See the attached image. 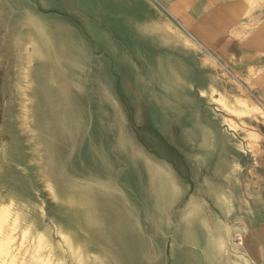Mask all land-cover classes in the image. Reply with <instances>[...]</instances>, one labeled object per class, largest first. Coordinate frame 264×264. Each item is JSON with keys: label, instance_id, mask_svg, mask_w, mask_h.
<instances>
[{"label": "crops", "instance_id": "obj_1", "mask_svg": "<svg viewBox=\"0 0 264 264\" xmlns=\"http://www.w3.org/2000/svg\"><path fill=\"white\" fill-rule=\"evenodd\" d=\"M64 1L0 0V24L10 40L16 34V54L8 58L22 59L26 79L35 65L42 67L28 86H90L88 100L82 98L87 112L74 93L73 135L54 127L49 137L57 195L45 203L55 204L56 212L46 206L44 217L55 227L58 255L66 251L65 239L74 252L68 264H264V147L251 141L242 146L238 132H226L214 112L197 114L196 104L213 105L225 86L238 85L218 72L211 57L190 48L183 32L173 38L168 29L248 27L264 21V0H103L121 27L137 29L136 36L90 19L85 30L39 15L57 14ZM32 23L52 38V51ZM144 27L153 28V39L191 45L196 62L172 60L152 46L145 50ZM27 32L34 36L33 53L25 45ZM226 42L234 52L223 51ZM219 43L216 55L239 60L237 72L264 76V61H258L264 47L250 46L238 32ZM177 105L196 106V113L179 120L188 124L175 133L171 124L161 128L150 107ZM136 106L148 107L147 117L136 119ZM41 235L49 238L54 230L48 226Z\"/></svg>", "mask_w": 264, "mask_h": 264}, {"label": "rangeland", "instance_id": "obj_2", "mask_svg": "<svg viewBox=\"0 0 264 264\" xmlns=\"http://www.w3.org/2000/svg\"><path fill=\"white\" fill-rule=\"evenodd\" d=\"M102 2L103 0H94V3L90 4L88 0L79 2L66 0L64 1L65 9L56 11L57 14L49 10L38 13L42 14L41 17L48 19L47 23H56L52 19L57 18L80 24L82 29L87 30L90 19L102 26H114L122 34L127 33V35L130 34L129 36L138 34L134 27H121L118 23L119 19H117L118 13L111 9L105 10L107 7ZM133 18L135 19V15ZM251 23L254 24L248 27L204 26L198 27V29L195 27L182 28L175 23V27L168 28L173 35H176L173 38H178L180 31L183 32L191 41L185 37L188 43H192L191 45L194 46L189 45L190 48L194 50L198 47L200 56L211 57L218 72L238 86H225L227 92H224V96L218 94L219 99L213 105H207L204 102L205 104L203 106L200 104V107L198 104H196L197 107L192 105L150 107L154 115H158L157 120L160 121L161 128L171 124V129L175 133L182 132L181 126L188 122L181 123L179 120L187 119L189 114L196 112L206 117L214 112L219 116L221 122L224 120L226 132H233V130L236 134L238 132L242 146L245 147L251 141L264 147V76L258 72L257 75H249L246 71H242L243 74L237 72L234 66H241L239 60L231 59L227 55L223 58L216 55V42L220 41L219 44H221L223 39H232L235 32H238L246 43H250V46L256 49L264 47V21L255 20ZM52 29L54 28H50V30ZM150 29L153 28L144 27L143 30L142 39L145 50L152 46L160 50L161 56L170 57L172 60L182 58L185 62L188 59L192 63L196 62L195 59L190 58L189 46H186V49L183 43L182 45L175 39L167 43L163 42L161 38L153 39L148 36ZM6 31L7 27L1 23L0 264H58V261L61 264H68L74 258L71 243L64 239L63 244L66 245V251L58 255L55 227L51 223L47 225L44 217L46 206H50L45 202L53 201V197L57 195V188L51 187V182L56 181V170L48 166L50 162L48 144L51 142L49 137L56 126L51 119L58 112V106L64 105L66 109L72 108L74 93L81 101L80 110L87 112V108L83 106L86 105V102L82 100V97L85 94L88 100L90 86H28L26 82L34 81L36 77H39L42 67L39 71L38 66L35 65L33 67L35 71L28 76L29 80L21 75L22 59L8 58L10 53L16 54V34L10 40L11 37ZM140 36L142 34L139 31V40ZM26 40L28 41L25 44L28 47V51L27 49L26 51L33 53L34 36L27 32ZM222 45L226 54H230L236 49V46L229 42ZM258 61L262 65L264 58L262 57ZM36 72H39L38 75ZM18 81H20V85ZM214 95L217 96V93ZM208 101L212 100L207 99ZM194 107L199 110L196 111ZM208 107H211V110ZM135 108L136 113L132 114L136 119L139 118L140 121L143 116L147 117L148 107L136 106ZM109 109L112 110V108ZM182 136L184 137V134ZM176 140L179 141V138ZM65 141L62 140L63 143ZM258 173H262V171L258 170ZM54 205L49 207L52 212H56ZM48 226L49 232L52 227L54 235L49 238L43 237L41 232Z\"/></svg>", "mask_w": 264, "mask_h": 264}, {"label": "bare ground", "instance_id": "obj_3", "mask_svg": "<svg viewBox=\"0 0 264 264\" xmlns=\"http://www.w3.org/2000/svg\"><path fill=\"white\" fill-rule=\"evenodd\" d=\"M33 24V26H34V30L37 32V34L41 37V40L42 41H40V42H42V46L43 47H46V48H48V49H50L51 51L53 50V40H52V38H49L48 36H47V33L46 32H44V27L40 24V23H38V24H36V23H32ZM48 31V30H47ZM186 40V39H185ZM188 44V43H187ZM37 47H39V46H36V49H37ZM40 49H38V51H39ZM37 51V50H36ZM41 52V51H40ZM36 53H39V52H36ZM40 54H42V52L40 53ZM173 58V57H172ZM175 59V58H174ZM178 64V63H177ZM179 64H180V61H179ZM181 69V68H180ZM182 70V69H181ZM185 71V70H184ZM182 72H183V70H182ZM183 74V73H182ZM169 77V76H168ZM167 78V77H166ZM184 78V77H183ZM168 80H169V78H168ZM173 85V84H172ZM25 88H27V87H25ZM24 88V89H25ZM76 90V89H75ZM26 91V90H25ZM81 93V92H80ZM77 94H79V93H77ZM83 96V95H82ZM183 96H184V94H183ZM82 98H84V97H82ZM84 100V99H83ZM76 115H77V111H76V109H69V108H65L64 107V105L62 106L61 105V107H59L58 106V112L53 116V118L51 119V121H52V123H55V128H56V132L58 133V129L59 130H63V131H68V133H72V135H73V130H75L77 127H78V121H77V119H76ZM68 122V123H67ZM55 128H53V129H55ZM54 134H55V132H53ZM208 145V144H207ZM208 147V146H207ZM157 180V179H156ZM152 182V181H151ZM156 182H158V181H156ZM165 183V182H164ZM152 184V183H151ZM157 184V183H156ZM163 186V185H162ZM159 188H161V187H159ZM163 188H164V186H163ZM155 189H156V187H155ZM214 189V188H213ZM162 190V189H161ZM212 190V189H211ZM155 191H157V189L155 190ZM151 192V191H150ZM159 192V191H158ZM153 193V192H152ZM162 193V192H161ZM166 193V192H165ZM158 195V194H157ZM162 196V195H161ZM158 197V196H157ZM160 197V196H159ZM216 197V196H215ZM155 198H156V196H155ZM171 198H172V196H171ZM158 199V198H157ZM155 200V199H154ZM155 202V201H154ZM159 202H160V199H159ZM192 203V202H191ZM159 204V203H158ZM193 204V203H192ZM160 205V204H159ZM196 207V206H195ZM193 208V207H192ZM3 209V208H2ZM195 209V208H194ZM196 209H198L197 207H196ZM9 210V209H8ZM157 211H159V210H157ZM195 211V210H194ZM204 211V210H203ZM160 213V212H159ZM192 214V213H191ZM158 217V216H157ZM196 218V217H195ZM159 219V218H158ZM167 221V220H166ZM0 222H1V220H0ZM162 222V221H161ZM164 223V222H163ZM159 224H161L160 222H159ZM165 224V223H164ZM171 225V224H170ZM164 227V226H163ZM168 229V228H167ZM195 231V230H194ZM196 232V231H195ZM195 232H193V233H195ZM196 234V233H195ZM196 236V235H195ZM198 237V236H197ZM66 238H67V240H69L70 241V238L68 237V236H66ZM201 238V237H200ZM200 238H199V242H200ZM248 241V240H247ZM71 242V241H70ZM201 244V243H200ZM194 247V246H193ZM227 247V246H226ZM80 249V248H79ZM195 250V249H194ZM197 253V252H196ZM202 253V252H201ZM197 256V255H196ZM240 262V261H239ZM206 263V262H205ZM203 264H204V262H203Z\"/></svg>", "mask_w": 264, "mask_h": 264}]
</instances>
